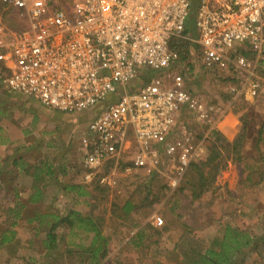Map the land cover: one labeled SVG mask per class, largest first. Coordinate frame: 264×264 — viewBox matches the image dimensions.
Here are the masks:
<instances>
[{
  "label": "built area",
  "instance_id": "1",
  "mask_svg": "<svg viewBox=\"0 0 264 264\" xmlns=\"http://www.w3.org/2000/svg\"><path fill=\"white\" fill-rule=\"evenodd\" d=\"M0 0V89L64 114L106 104L87 126V178L117 161L128 133L136 145L125 173L147 174L171 165L169 187L198 155L196 134L177 118L198 122L209 112L185 89L183 75L154 76L125 92L139 71L167 70L179 62L174 39L195 45L191 55L218 76L242 74L251 97L264 94L257 76L264 59V0ZM233 91V90H232ZM114 171L98 182L113 187ZM155 226H163L160 217Z\"/></svg>",
  "mask_w": 264,
  "mask_h": 264
},
{
  "label": "crops",
  "instance_id": "2",
  "mask_svg": "<svg viewBox=\"0 0 264 264\" xmlns=\"http://www.w3.org/2000/svg\"><path fill=\"white\" fill-rule=\"evenodd\" d=\"M190 47L188 65L179 62L184 67L181 68L182 72L188 70L185 67L192 65L191 63H198L194 56L191 55L194 48L197 47L195 45L191 46V44ZM198 65L205 70L200 63ZM218 77L221 78L223 76ZM141 80L144 81L143 78H139L136 75L126 85L124 91L135 92L139 90L142 87H140ZM137 81L139 83H136ZM227 81L231 107L235 105L232 111L235 109L234 111L237 114L241 113L239 115L240 129L242 132L245 128V136L240 142L242 148L239 150V157L237 159L229 158L226 162H251V169L247 171L245 177L257 178L260 172L258 169H254V164L258 166L259 155H257V152L248 154L247 151L248 146H256L259 141V132L262 126L260 123L264 120V106L260 107L259 110L257 104L264 101V94L257 98L251 97L242 82L238 84L234 79ZM259 81L262 89H264V78ZM148 82L146 81L145 84ZM185 89L192 94L190 88L185 86ZM200 102L203 103L202 101ZM254 103L257 104L252 107ZM205 106L211 109L209 112V123L198 122L184 109H181L177 118L178 122L182 113L188 114L191 118L188 122L194 126V129L198 131L197 134L200 135L198 155L192 164L197 163L199 159L205 156L208 143L204 141L206 138L210 139L212 131L218 132L216 123L222 116V111L219 108ZM105 107V103L93 107L89 122L103 111ZM71 121L70 114L45 108L34 99L0 89V234L7 231V228H13L14 237L12 240L13 242H20L18 237L20 231L28 229V236L31 241H42L45 236L44 231L50 224L53 215L60 214L68 209L81 213H87L90 209H94L93 213L102 219L103 235L109 239L107 257H110L111 235L104 234V228L107 227L105 222H115L116 218H118L116 215H123L121 209L127 203L131 206L132 204L139 205L141 200L135 201L130 196L128 200L121 203L108 201V209L103 208L100 213L98 209L101 195H105L104 193L107 192V189L111 190L114 187L109 188L100 185L98 176L87 178V171L83 166V158L85 155L84 143L89 139V133L86 130V133H82L80 138H74L71 129L74 126ZM190 131L195 133L192 129ZM218 133L221 134L220 132ZM135 148L136 145L132 135L128 133L122 143V152L120 154L130 153V161ZM227 167H224L222 171H226ZM135 193L138 192L136 191ZM228 203L226 204H228L227 206L230 209L232 204L229 201ZM192 206L193 210H196V203L192 204ZM130 213L133 212L131 211ZM120 219L123 218L121 217ZM151 220L150 224L146 221L142 224L143 229H138L136 232L132 231L129 238H125L123 244L128 246L129 243H132L133 248L137 250L144 249L145 245L155 246L162 242L164 246L170 247L168 252L172 253L183 229H181L180 235L177 234L175 238L171 237L170 243L166 237L161 238V235H164L165 231L168 230L166 226L157 227L153 222V218ZM237 220L242 221L241 218L238 219V215L234 221ZM167 221L168 219H165V223ZM208 221L206 222L208 223ZM210 221V224L215 226L212 223L213 221ZM216 230L212 235L213 237L217 234ZM0 251L4 250L0 249ZM116 257L117 254L114 255V259ZM127 257L128 255L123 251L119 256L120 261L118 264L123 263V261L126 264ZM136 259L137 257L133 259V264H139ZM161 260L155 261L154 264H164ZM167 263L169 264V262ZM178 263L181 262L178 261ZM148 264L152 263L149 261Z\"/></svg>",
  "mask_w": 264,
  "mask_h": 264
},
{
  "label": "rangeland",
  "instance_id": "3",
  "mask_svg": "<svg viewBox=\"0 0 264 264\" xmlns=\"http://www.w3.org/2000/svg\"><path fill=\"white\" fill-rule=\"evenodd\" d=\"M193 13L194 10H191L190 15L192 18ZM191 64L189 67H185L188 70L183 72L181 70L183 64L179 62L173 63L167 70L154 71L145 69L139 71L137 77L144 79V81L141 80L140 87L154 76L165 78V76L174 72L183 74L185 86L190 88L191 93L198 100L205 105L215 106L222 111V116L216 123V127L218 132L221 133L223 140L232 143L241 133V122L239 121L241 113L237 114L234 111L235 109L232 111L235 105L231 107L227 80L234 79L239 84V82L243 81L244 75L232 73L219 78L211 71L203 70L198 63ZM257 76L261 81L264 78V59L258 62ZM136 83H139V81ZM256 104L254 103L252 107H255ZM257 105L260 110V107L264 106V101ZM91 111L93 109H88L79 114H70L71 122L74 126L71 128L74 138H80L82 133H86L89 119L91 118ZM190 119L188 114L182 113L177 123L187 128L190 127V130L192 129L197 134L198 131L188 122ZM261 124L264 125V120ZM247 152L248 154L257 152V155L262 156L264 159V126L257 145L248 146ZM129 157L130 153L121 154L117 161L107 162L98 174V176L102 174L108 175L112 170H115L113 175L114 188L111 190L107 189L105 195H101L98 210L101 213L103 208H107L109 205L108 201L121 203L128 200L130 196L135 201L141 200V203L145 204V206L139 208L137 212L130 213L123 219L116 218L115 222H105L107 227L104 228V234L111 235V247L109 250L111 256L107 257L102 264H118L120 261L119 256L123 251L128 255L126 264H133L135 257H137L136 261L139 264H142L141 262L144 260L154 264L155 261L160 259H162L161 261L164 264H168L167 262L169 264H179L178 261L181 260L176 258L177 255L175 253H169L170 247L164 246L162 242L155 246L145 245L144 249L137 250L133 248L132 243H129L128 246L123 244L125 238H129L132 231L136 232L141 229L145 221L150 224L151 219L155 217H160L163 220V226H166L168 230L165 231L164 235H161V238L166 237L170 243L171 237L175 238L177 234L180 235L181 229H183L181 224L189 226L191 235L202 240L201 242L199 241V245H208L215 229L218 232L222 230L221 227L224 225L234 226L244 231H249L252 235L264 238V160L258 166L254 164V169H258L260 172L259 177L247 178L248 180L245 175L251 169V162H226L225 167L229 165L226 171L221 169L222 172H218L209 190L197 201H191L189 183L192 181L191 176L188 174L189 171L184 174L179 186L171 189L167 178L171 171L170 164L163 165L159 173L152 172L147 174L144 171L134 169L130 173H125V169L129 165ZM136 191L138 193H135ZM144 199L145 203L142 202ZM228 201L232 204L230 209L227 206L229 204ZM194 203H196V210H193L192 204ZM237 215L238 219L241 218L242 221H234ZM165 219H168L166 223ZM207 220H209L208 223L206 222ZM210 220L213 221L212 223L215 226L210 224ZM28 234V229L20 231L18 236L20 242L16 248V256L10 257L6 251H0V264H39V261L43 258H46V263L49 262L50 264H76L71 260H67L64 255L62 256L60 248L53 252L52 255L44 252L40 241H31ZM115 254H117L116 259H114ZM48 257L49 259H47ZM253 258H255L254 261L252 260ZM124 263L123 261L121 264ZM254 263L264 264V243L259 244L257 251L251 253L246 259V264Z\"/></svg>",
  "mask_w": 264,
  "mask_h": 264
},
{
  "label": "trees",
  "instance_id": "4",
  "mask_svg": "<svg viewBox=\"0 0 264 264\" xmlns=\"http://www.w3.org/2000/svg\"><path fill=\"white\" fill-rule=\"evenodd\" d=\"M196 3L197 0H192V10ZM192 20L190 15L185 25V33L191 29ZM171 48L177 52L179 62L187 64L190 58V44L180 39H174ZM263 126L260 127L259 136ZM244 130L245 128L232 143L225 142L222 135L216 131L210 133V139H205L204 142L208 143L205 156L201 158L202 161L199 159L197 163L191 164L187 170L192 181L191 184L189 183L191 201H197L209 190L218 172L225 167L227 159L239 157V150L242 148L240 142L245 136ZM196 138L199 140L200 135L196 134ZM262 160H264L263 157L259 156L258 162L260 163ZM144 201L145 199L142 200V202ZM144 206L145 204L142 203L132 204V206L127 203L121 209L123 215H116V217L124 218L131 211L137 212ZM93 211L94 209H90L87 213H81L68 209L53 215L50 224L44 231V239L40 241L42 250L52 255L60 248L62 256L64 255L67 260L76 264H102L108 254L109 239L103 235L102 219L96 216ZM182 227L181 236L173 249V253L177 255L176 258L181 260L179 264H246V259L251 253L257 251L259 244L264 243L262 236L252 235L249 231L224 225L208 245H199V241L202 240L191 235V228L185 224H182ZM13 237V228H7V231L0 234V249L6 251L10 257L17 255L16 248L19 245V242H13ZM252 260L254 261L255 258ZM46 261V258H43L39 264L41 262L50 264ZM142 264H148V262L144 260Z\"/></svg>",
  "mask_w": 264,
  "mask_h": 264
}]
</instances>
